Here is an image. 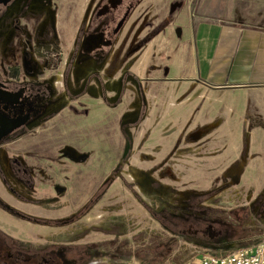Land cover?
Returning a JSON list of instances; mask_svg holds the SVG:
<instances>
[{
    "label": "rangeland",
    "instance_id": "obj_1",
    "mask_svg": "<svg viewBox=\"0 0 264 264\" xmlns=\"http://www.w3.org/2000/svg\"><path fill=\"white\" fill-rule=\"evenodd\" d=\"M50 2L0 9V74L44 106L0 144V231L42 252L67 247L78 264H178L260 241L264 145L224 129L245 119V90L222 92L220 108L179 64L192 62L187 23L245 20L264 1L151 0L116 36L113 13V43L89 52L90 0Z\"/></svg>",
    "mask_w": 264,
    "mask_h": 264
},
{
    "label": "crops",
    "instance_id": "obj_2",
    "mask_svg": "<svg viewBox=\"0 0 264 264\" xmlns=\"http://www.w3.org/2000/svg\"><path fill=\"white\" fill-rule=\"evenodd\" d=\"M103 0H90L89 10L86 16L89 22L95 7ZM151 0H140L134 13ZM264 1V0H262ZM172 2V10L175 7ZM87 6V5H86ZM264 3L259 6H251L250 17L245 20L215 21L199 20L195 25L187 23V50L185 55L192 58L191 63L182 61L179 65L182 70L193 68L194 73L190 74L187 80L190 82H202L214 95H219L216 101L218 106L222 105V92H230V96L240 94L245 90L244 114L245 119L238 123L235 120L233 126L231 121L225 123L226 130H236L235 136L238 138V129L243 134H248L246 144L251 146L264 145ZM138 10V11H139ZM132 12V13H133ZM134 16V14L130 15ZM119 17V16H118ZM183 19V18H182ZM129 20L128 22H130ZM127 19L123 27L125 28ZM120 29L119 31H121ZM185 34V35H186ZM184 81V77L180 78ZM235 91V92H233ZM236 99H230V109L238 108ZM214 124L220 126L221 116H215ZM229 124V125H228ZM222 127V126H221ZM246 131V133H244ZM231 133V132H230ZM231 135V134H230ZM233 142L235 145L242 142ZM219 143H222L219 140ZM264 176V172L258 173ZM243 245H235L228 250L220 249L213 253L224 254L237 248L252 245L249 244L251 238L243 237ZM254 244V243H253ZM178 264H208L199 257Z\"/></svg>",
    "mask_w": 264,
    "mask_h": 264
},
{
    "label": "flooded vegetation",
    "instance_id": "obj_3",
    "mask_svg": "<svg viewBox=\"0 0 264 264\" xmlns=\"http://www.w3.org/2000/svg\"><path fill=\"white\" fill-rule=\"evenodd\" d=\"M13 1L9 0L7 4L1 3L0 9L10 5ZM104 1L95 7L93 15L84 29L82 46L86 48L87 52L93 49L102 51L101 48L103 46H110L114 40L109 30V28L111 29L109 23L111 21L115 22V18L112 16L113 13H117V16H119L116 25L112 29L116 36L119 30L123 28L127 16L140 0L136 2L129 1L127 4L125 0ZM50 5L54 6V0H51ZM120 11L122 12L121 14ZM110 16H112V20H109ZM28 18H30V21L34 19L35 23H39L42 20L41 15L38 14H30ZM16 21L20 22L19 16ZM15 26L19 28L18 24ZM88 57H90V54H86L83 59ZM22 60L24 67L29 72H33L31 62L26 55H22ZM43 110L44 106H38L36 100H32L30 93L24 94L13 91L0 74V129L9 130L8 133L1 137L0 144L11 138L15 133L30 127ZM77 157L82 158L81 155ZM12 160L18 167L21 165L17 157H13ZM22 169L27 174L28 169L26 167ZM65 250L47 248L46 251L44 249V252H42L40 249H33L30 244H23L17 238L8 236L0 231V264H78V259L69 260L66 257ZM81 257H84L83 254H81Z\"/></svg>",
    "mask_w": 264,
    "mask_h": 264
},
{
    "label": "built area",
    "instance_id": "obj_4",
    "mask_svg": "<svg viewBox=\"0 0 264 264\" xmlns=\"http://www.w3.org/2000/svg\"><path fill=\"white\" fill-rule=\"evenodd\" d=\"M199 258L208 264H264V236L260 241L224 254L202 251Z\"/></svg>",
    "mask_w": 264,
    "mask_h": 264
},
{
    "label": "water",
    "instance_id": "obj_5",
    "mask_svg": "<svg viewBox=\"0 0 264 264\" xmlns=\"http://www.w3.org/2000/svg\"><path fill=\"white\" fill-rule=\"evenodd\" d=\"M9 2V0H0V4H7ZM9 130H5V129H0V139L3 135H5L6 133H8ZM75 153V151H73Z\"/></svg>",
    "mask_w": 264,
    "mask_h": 264
}]
</instances>
